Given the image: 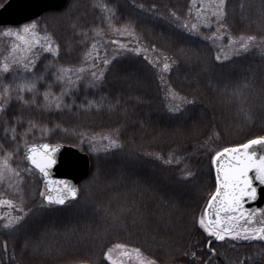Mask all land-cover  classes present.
I'll list each match as a JSON object with an SVG mask.
<instances>
[{
	"label": "trees",
	"instance_id": "obj_1",
	"mask_svg": "<svg viewBox=\"0 0 264 264\" xmlns=\"http://www.w3.org/2000/svg\"><path fill=\"white\" fill-rule=\"evenodd\" d=\"M195 2L67 0L36 20L57 53L38 51L31 71L2 84L0 164L7 159L18 173L12 191L26 214L0 223V264H110L115 245L155 264L206 262L210 236L199 220L216 190L213 160L264 136V51L222 61L216 54L233 38L264 41V0H225L222 33L204 26L201 35L181 25ZM122 31L169 69L120 53L98 80H61L84 64L101 33ZM39 142L90 156L76 201H41L38 175L23 160L24 148Z\"/></svg>",
	"mask_w": 264,
	"mask_h": 264
},
{
	"label": "rangeland",
	"instance_id": "obj_2",
	"mask_svg": "<svg viewBox=\"0 0 264 264\" xmlns=\"http://www.w3.org/2000/svg\"><path fill=\"white\" fill-rule=\"evenodd\" d=\"M224 3L221 4V0H196L195 10L188 19L182 21V27L196 35H201V28L204 26H213L217 29L216 32L218 34L222 33L217 25L222 18ZM192 25H196V27L193 28ZM25 26H28L27 32L24 30ZM101 34L102 40L91 49L84 64L78 68L63 70L61 80L63 79L68 84L87 79L90 81L98 80L112 57L120 53L140 55L153 64L161 67L163 64V70L169 69L168 62L164 59L159 61L161 57L159 58L154 50L143 45L134 35L123 31ZM242 44H246V47H241ZM218 48L216 56L219 57L218 60L222 61L247 53L253 48L264 51V41L255 43L254 40H249L248 38H233L230 43L227 45L221 44ZM40 50L57 53L55 45H53L49 35L45 33L43 24L34 21L19 28L0 27V105L3 106L6 98L5 91H7L8 87V85H4L5 87L2 85L4 84L5 76L8 74L15 75L18 71L22 73L31 71L35 64L36 53ZM5 65L7 70H5ZM18 79L20 80V78ZM23 81L20 80L19 84L23 83ZM92 144L95 149L99 150L105 146L102 141H95ZM17 177V172L14 169L0 164V223L7 225L9 222H11L10 224L16 223L26 214L23 205L16 202L12 191L14 180ZM9 201L11 203H8ZM202 217L205 219L204 214ZM202 228L208 234L207 236L213 237L203 226ZM226 240H236V236L224 235L223 241ZM220 241L222 240L220 239ZM121 246L123 245H115L106 253V260L110 264H142V261L148 259L142 256L140 252L137 253L135 248ZM109 254L112 257L111 260L108 259Z\"/></svg>",
	"mask_w": 264,
	"mask_h": 264
},
{
	"label": "water",
	"instance_id": "obj_3",
	"mask_svg": "<svg viewBox=\"0 0 264 264\" xmlns=\"http://www.w3.org/2000/svg\"><path fill=\"white\" fill-rule=\"evenodd\" d=\"M66 4L67 0H7L0 7V27L19 28L34 22L47 13L63 10ZM44 145L49 147L45 149ZM239 146L240 144L229 148ZM32 147L36 148L38 154L49 153L55 161L43 173L28 159L29 150ZM220 153L222 155L219 158L216 155L212 163L215 170L216 190L204 211L206 223L208 221L213 223L220 221L223 228L234 225L239 232L258 228L261 223H264V184H260L259 181L254 179L253 183L258 192L257 197L255 199H245L242 209L237 212L223 211L220 208L219 199L213 201L212 198L216 195L217 189L221 187L220 178L223 176L221 168L226 166L231 159V154L224 153V151ZM260 154L261 150L257 147V155L259 156ZM23 160L38 175L39 183L41 184V192H39L41 201L46 205L60 207L79 198L80 186L85 180H88L92 169L90 156L87 153L76 147L64 144L39 142L29 145L23 150ZM250 175H254V173H250ZM71 187L76 189L75 196H72L69 192ZM48 196L53 198L63 197L65 198L64 203H56L55 199L49 201L47 199ZM214 255L215 253L213 252L212 257Z\"/></svg>",
	"mask_w": 264,
	"mask_h": 264
},
{
	"label": "snow or ice",
	"instance_id": "obj_4",
	"mask_svg": "<svg viewBox=\"0 0 264 264\" xmlns=\"http://www.w3.org/2000/svg\"><path fill=\"white\" fill-rule=\"evenodd\" d=\"M223 3L224 0H221V4ZM192 27L195 28L196 25H192ZM24 30L27 32L28 26H25ZM9 32H11V30H9ZM248 39L253 40L255 38L248 37ZM241 47H246V44H242ZM217 59H219V57H217ZM165 67H167V65H165ZM5 70H7L6 65ZM0 108H2V105H0ZM43 147L47 149L49 146L44 145ZM257 147L261 150V154L259 156L257 155ZM223 151L224 153L231 154V159L226 166L221 168V171L223 172V176L220 178L221 187L217 189L216 195L212 199L213 201L219 199L221 210L226 212H237L242 209L245 199H255L257 197L258 192L253 183L254 179L259 181L260 184H264V136L248 140L247 143L236 148H225ZM8 155L10 156L11 154ZM221 155V153H217L218 158ZM28 159H30L31 163L42 173L45 172L49 166L55 163L49 153L38 154L35 147H32L29 150ZM4 165L5 167L8 166L7 159H5ZM250 173H254V175H250ZM69 192L72 196H75V187H71ZM221 197L222 199H220ZM47 199L49 201H53L55 199L56 203L63 204L65 198H53L52 196H48ZM8 203L11 202L9 201ZM10 223L11 222H9V224ZM199 223L209 233H211V235L217 237L218 239L223 240L225 233L239 238V230L234 225H231L228 228H223L220 221H216L215 223L208 221L206 223L203 217L200 218ZM248 230L253 233L264 235V223H261L258 228ZM136 251L139 253V249ZM212 251L214 252L215 250L212 249ZM108 259H112L110 254L108 255ZM142 264H155V261L147 259L142 261Z\"/></svg>",
	"mask_w": 264,
	"mask_h": 264
},
{
	"label": "flooded vegetation",
	"instance_id": "obj_5",
	"mask_svg": "<svg viewBox=\"0 0 264 264\" xmlns=\"http://www.w3.org/2000/svg\"><path fill=\"white\" fill-rule=\"evenodd\" d=\"M239 233L236 240L220 241L215 236L210 237L204 264H264V235L249 230ZM212 249L215 250L214 257Z\"/></svg>",
	"mask_w": 264,
	"mask_h": 264
}]
</instances>
